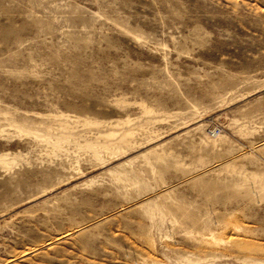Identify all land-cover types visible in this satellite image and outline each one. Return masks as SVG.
Returning <instances> with one entry per match:
<instances>
[{
  "label": "rangeland",
  "instance_id": "1",
  "mask_svg": "<svg viewBox=\"0 0 264 264\" xmlns=\"http://www.w3.org/2000/svg\"><path fill=\"white\" fill-rule=\"evenodd\" d=\"M0 264H264V0H0Z\"/></svg>",
  "mask_w": 264,
  "mask_h": 264
},
{
  "label": "bare ground",
  "instance_id": "2",
  "mask_svg": "<svg viewBox=\"0 0 264 264\" xmlns=\"http://www.w3.org/2000/svg\"><path fill=\"white\" fill-rule=\"evenodd\" d=\"M7 164V163H6Z\"/></svg>",
  "mask_w": 264,
  "mask_h": 264
}]
</instances>
